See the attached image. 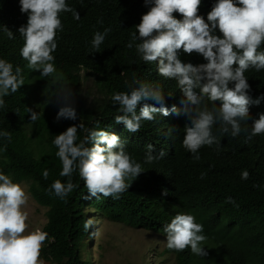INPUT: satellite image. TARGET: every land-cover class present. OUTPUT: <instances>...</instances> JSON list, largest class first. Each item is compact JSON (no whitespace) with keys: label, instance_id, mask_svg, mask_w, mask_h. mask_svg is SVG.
Masks as SVG:
<instances>
[{"label":"trees","instance_id":"16d2710c","mask_svg":"<svg viewBox=\"0 0 264 264\" xmlns=\"http://www.w3.org/2000/svg\"><path fill=\"white\" fill-rule=\"evenodd\" d=\"M67 2L79 12L80 19L61 13L63 31L57 33L58 46L53 53L56 79L39 76L38 88L47 104L33 122L28 112L31 70L19 55L24 41L18 29L27 23V15L20 12L19 0H0V26H6L15 35V39L9 40L0 30V58L19 66L24 81L28 76V91L22 85L17 93L5 97L6 106L0 109V130L11 133L10 141L0 140V147L6 145V151L0 153V170L14 182L26 183L32 199L47 210L42 230L49 238L42 246L40 259L52 264H91L86 243L93 231L91 227L84 228L89 211L163 236L164 225L183 212L194 215L204 226L207 239L203 246L208 255L201 257L190 249L175 252L166 247L165 252L174 256L175 264H264V135L248 139V132L242 131L233 138L220 134L216 125L213 131L219 144L203 147L200 160H194L182 147L183 129L189 121L177 82L159 76L155 62L144 63L135 47H127L134 26L148 11L144 0ZM213 3L214 0H202L199 14L206 18ZM105 28L111 31L96 52L90 41L95 31L103 32ZM181 60L193 65L206 62L195 53L181 54ZM82 73L98 79L100 99L95 104H88L83 94ZM245 76L252 100L264 96V70L249 69ZM134 79L162 90L169 115L156 114L154 121L141 122L139 132L129 133L122 123H115L114 117L121 113L111 97L116 92L128 91L127 85ZM61 85L71 87L75 94L76 121L56 119L60 105L53 95ZM208 107L212 108L211 102ZM260 114H264V99L250 104L249 121L242 128H250ZM97 122L100 128L126 142V150L142 163L145 172L130 182L119 199L89 197L83 181L74 174L73 183L79 187L61 200L50 191L54 180H67L59 175L61 164L52 141L69 126L81 123L85 128H93ZM85 134L78 131L81 139ZM148 144L153 145V155L161 150L166 153L150 165L143 163ZM45 169L49 171L47 179L42 175ZM242 170L249 172L247 180L241 179ZM228 197L233 202H227Z\"/></svg>","mask_w":264,"mask_h":264},{"label":"clouds","instance_id":"9594fccd","mask_svg":"<svg viewBox=\"0 0 264 264\" xmlns=\"http://www.w3.org/2000/svg\"><path fill=\"white\" fill-rule=\"evenodd\" d=\"M202 0H144L148 11L127 43L135 47L139 58L146 64L155 62L159 76L175 80L182 93L185 114L189 121L184 127L182 147L196 161L200 149L219 144L214 126L219 125L220 134L235 138L242 131L248 139L264 135V114L242 128L249 121V106L259 104L264 96L252 100L250 85L245 73L249 69L264 70V0H214L211 10L199 14ZM20 12L27 15V23L18 29L23 38L19 55L27 61V68L38 71L43 77L56 79V36L63 31L61 13H71L76 20L80 14L67 0H19ZM174 13L180 15L177 18ZM102 23V21H100ZM9 40L15 39L13 31L0 26ZM110 28L94 32L91 49L99 52ZM197 54L205 63L193 65L181 60V54ZM24 85L22 69L0 58V109L5 108V97L17 93ZM128 91L116 92L111 99L118 105L115 123H122L129 133H137L142 121H154L156 114L169 115L164 106L165 95L158 87L134 79L127 85ZM60 105L56 119L76 121L75 94L71 87L61 85L53 95ZM159 104L157 108L152 103ZM208 102L212 103L209 109ZM138 105H142L137 112ZM174 110V108H173ZM30 121L39 119L36 111L28 109ZM86 134L81 139L78 131ZM0 140H11V133L0 130ZM61 164V177L66 182L54 180L50 191L61 200L79 187L73 183L76 174L83 181L89 197L119 199L127 191L130 182L145 172L126 150V142L116 134L99 127L85 128L81 123L67 127L52 141ZM6 145L0 147V153ZM161 150L153 155V145H147L144 164H153L162 159ZM47 179L49 171L42 173ZM201 174V179L204 178ZM249 172L241 171V179L247 180ZM254 187H259L254 185ZM28 194L24 187L14 182L9 174L0 170V264H43L40 259L48 233L37 229L28 231L25 206ZM227 202H233L231 197ZM92 225L84 224L85 230ZM204 226L190 213H177L163 227L167 249L183 252L186 249L197 256H207L203 246L207 237Z\"/></svg>","mask_w":264,"mask_h":264},{"label":"rangeland","instance_id":"374dc122","mask_svg":"<svg viewBox=\"0 0 264 264\" xmlns=\"http://www.w3.org/2000/svg\"><path fill=\"white\" fill-rule=\"evenodd\" d=\"M40 72L31 71L29 78L30 95L28 96L31 110L40 114L44 111L47 101L39 87ZM27 79L24 87L27 90ZM82 91L88 104H95L100 99L98 79L96 76L81 74ZM28 201L27 212L28 231L42 230L45 225L46 209L39 206L30 196L28 185L21 183ZM87 221H91V240L87 241V249L91 264H175L174 256L166 253V237L155 231L134 228L128 224L113 222L92 211L88 213ZM43 261V260H42ZM43 264H52L43 261Z\"/></svg>","mask_w":264,"mask_h":264}]
</instances>
